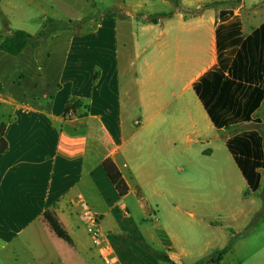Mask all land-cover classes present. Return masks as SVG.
Returning <instances> with one entry per match:
<instances>
[{
    "label": "crops",
    "instance_id": "obj_1",
    "mask_svg": "<svg viewBox=\"0 0 264 264\" xmlns=\"http://www.w3.org/2000/svg\"><path fill=\"white\" fill-rule=\"evenodd\" d=\"M234 1L112 0L97 15L63 20L69 24L53 33L44 54L28 46L16 57L23 65L8 95L0 76L7 143L0 154V264H97L107 250L110 264H170L152 252L198 264L230 246L223 264L244 234L264 229V169L258 190L248 193L225 147L228 138L257 131L264 148V98L251 121L217 129L193 90L218 63L220 11L240 18L244 38L264 23L257 11L264 0ZM212 3L222 4L205 7ZM151 15L164 17L151 23ZM26 74L29 86L22 87ZM71 102L82 106L65 121ZM65 124L84 133L68 134ZM105 159L126 182V196L110 183ZM231 180L239 183L241 215L258 216V226L220 222ZM85 206L100 219L96 244ZM46 211L71 244L52 232ZM62 241L73 250L66 257L50 250Z\"/></svg>",
    "mask_w": 264,
    "mask_h": 264
},
{
    "label": "trees",
    "instance_id": "obj_2",
    "mask_svg": "<svg viewBox=\"0 0 264 264\" xmlns=\"http://www.w3.org/2000/svg\"><path fill=\"white\" fill-rule=\"evenodd\" d=\"M217 4L222 3H212L205 7ZM163 17L164 15H151L146 21L158 23ZM49 21L53 20L47 19L44 24ZM241 27L240 18L234 16L231 10L219 12V24L216 27L218 63L193 84L195 94L217 129L251 121L252 114L259 108L264 98V23L245 38L242 36ZM65 28V24L56 23L51 31L54 33ZM42 31L31 35L23 30H15L10 35L0 37V51L17 57L26 47L36 46L35 40L46 37ZM80 106L82 105L79 102L69 103L65 114L70 109H79ZM84 108L87 110L88 107ZM85 115L86 113L76 116L81 119ZM64 120L70 121L66 117ZM62 129L71 135L84 133V127L81 125L65 124ZM225 147L245 180L248 193L256 192L261 179L259 170L264 169V148L260 133L246 131L236 134L226 140ZM6 149L4 125H0V154ZM102 167L118 195L126 196L129 191L128 186L112 160L105 159ZM43 219L58 238L68 244L72 243L54 213L46 211ZM229 250L230 246L216 250L198 264H221ZM152 254L174 264L161 253L152 252Z\"/></svg>",
    "mask_w": 264,
    "mask_h": 264
},
{
    "label": "rangeland",
    "instance_id": "obj_3",
    "mask_svg": "<svg viewBox=\"0 0 264 264\" xmlns=\"http://www.w3.org/2000/svg\"><path fill=\"white\" fill-rule=\"evenodd\" d=\"M110 1L112 0H95L96 5L94 7L91 4L86 5L80 3L78 0H63V5H60L55 1L53 2V0H51L50 3L49 0H41L39 3L31 2V0H0V37L10 35L15 30H23L31 35H36L43 30L42 32L46 37H41L35 40L37 42L36 46L31 47L38 49L41 54H44L46 43L53 35L51 29H53V26H55L56 23L65 24L67 26L69 23L63 22V20H68L66 18L69 16L71 17L70 19H73V16L75 15L84 16L91 13L97 15L98 11L104 10ZM257 11L261 14L259 20L263 19L264 7L259 8ZM242 14L245 15V11H243ZM47 18H54L59 20V22L53 20L44 24ZM48 31L49 33H46ZM33 58L36 59L35 57ZM16 59L15 56L0 51V76H4L3 79L6 83V89L4 91V93H6L5 95H8V93L12 91V78L16 83L18 82V64L23 65V63L19 61L17 62ZM5 72L7 75L4 74ZM23 79L24 80L20 83L22 87L29 86V74L24 75ZM20 95L21 94L18 93L17 96ZM2 115L3 114H0V119ZM5 120L6 119L4 118L3 121L5 122ZM217 155L218 153H216V156ZM226 188L225 194L229 197L226 200L224 206L225 213L221 216L220 222L224 225L229 224L232 228H235V226H258L260 222L258 216L252 215L247 221L246 217L241 215L245 206L241 203L238 181L231 180L230 185H226ZM219 191H221V189ZM233 220H236L237 222L233 223ZM91 240L93 243L92 237ZM61 243L64 242L62 241ZM53 248L50 250L61 257H66V255L73 252V250L65 243L64 245ZM22 256L26 257L27 254H22ZM98 256L95 258L96 263L105 264L103 259H100L101 257ZM21 263L25 264L23 262ZM223 264H264V229L257 230L255 233L254 231L252 233L250 231L247 234H244L237 244L236 252L227 255L224 258Z\"/></svg>",
    "mask_w": 264,
    "mask_h": 264
},
{
    "label": "built area",
    "instance_id": "obj_4",
    "mask_svg": "<svg viewBox=\"0 0 264 264\" xmlns=\"http://www.w3.org/2000/svg\"><path fill=\"white\" fill-rule=\"evenodd\" d=\"M74 114H73V110L70 109L68 110V112L65 114V117L67 120H71L73 118ZM83 216L84 219L86 221L87 224V229L89 234L91 235L92 239H93V243L96 244L99 241V237H100V227H99V216L97 214H95L89 207L85 206L83 208ZM109 251L107 250L103 260L106 264H110L109 261Z\"/></svg>",
    "mask_w": 264,
    "mask_h": 264
}]
</instances>
